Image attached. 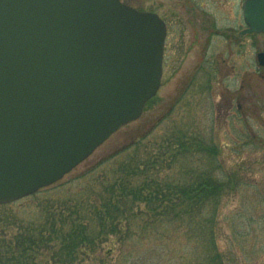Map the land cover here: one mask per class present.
<instances>
[{"label":"water","instance_id":"obj_1","mask_svg":"<svg viewBox=\"0 0 264 264\" xmlns=\"http://www.w3.org/2000/svg\"><path fill=\"white\" fill-rule=\"evenodd\" d=\"M244 18L264 33V0H246ZM166 34L121 0H0V204L60 181L141 117Z\"/></svg>","mask_w":264,"mask_h":264},{"label":"rangeland","instance_id":"obj_2","mask_svg":"<svg viewBox=\"0 0 264 264\" xmlns=\"http://www.w3.org/2000/svg\"><path fill=\"white\" fill-rule=\"evenodd\" d=\"M122 1L140 11L156 13L168 23L162 85L139 119L120 128L85 162L47 188L50 193L45 189L46 193L40 194L38 200L52 194L78 191L97 179L98 169L104 162L112 159L104 166H114L129 153H123V150L138 141L147 152L167 147V141L174 151L181 143L193 149V145L198 146L195 140L200 137L217 144L222 159L218 175L227 184L220 195L216 241L223 263L264 264V95L259 96L258 102L261 117L237 119L235 104L230 109L229 102L248 91L249 74L243 65L246 55L243 53L239 57L241 48L238 45L227 42L223 52L217 43V34H225L231 42L232 37L239 36L238 32L243 28L244 0H206L211 24L209 31L204 33L210 36L207 51L201 40L192 44V28L185 24L184 0ZM175 19H179L181 25L175 24ZM213 34L214 39L211 38ZM262 50L264 35H259L258 51ZM221 53H225L227 59L225 66L220 62ZM197 65L204 66L203 70L195 71ZM258 84L264 91V73L258 74ZM242 86L246 90L243 91ZM158 160L162 162L160 157ZM38 200L22 199L15 207L32 208ZM116 243L115 239H110L103 243L97 254L89 259L82 256L79 261L81 264H99L100 259L112 258L115 264L118 253L111 255L110 249ZM191 247L182 231L174 233L169 250L172 260L166 259L160 264H192L195 250ZM136 248L140 251L139 256L160 261L154 251L162 250L159 244L142 243ZM48 259L45 253L39 260L45 264Z\"/></svg>","mask_w":264,"mask_h":264},{"label":"trees","instance_id":"obj_3","mask_svg":"<svg viewBox=\"0 0 264 264\" xmlns=\"http://www.w3.org/2000/svg\"><path fill=\"white\" fill-rule=\"evenodd\" d=\"M195 144L171 151L167 141L147 152L138 141L114 166H104L112 159L104 162L97 179L76 192L38 200L49 189L43 190L28 198L38 200L32 208L0 205V264H43L45 253V264H81L82 256L91 258L110 239L117 241L110 249L118 253L115 264H160L172 260L170 243L181 231L195 250L192 264H224L216 242L227 186L218 175L222 159L215 142L198 137ZM142 243L162 247L154 249L158 263L138 255Z\"/></svg>","mask_w":264,"mask_h":264},{"label":"flooded vegetation","instance_id":"obj_4","mask_svg":"<svg viewBox=\"0 0 264 264\" xmlns=\"http://www.w3.org/2000/svg\"><path fill=\"white\" fill-rule=\"evenodd\" d=\"M245 1V0H244ZM187 2H190L187 4ZM191 4V5H190ZM185 5V11H187L186 16V22L188 26H190L192 29V44L195 45L199 40L203 41L205 46L203 47L205 51H207V48L209 50V35L208 33L204 35V33L208 30L209 23L208 20V10L206 8V0H184ZM243 7L242 6V25L243 28L238 32L239 36L232 37V42L227 41V37L225 34H217V37L219 38V47L222 49L221 51L225 52L226 50V43L230 42L231 45H238L239 48H241V52L239 54V57L244 53L246 56L243 60L244 68H247V73L249 74V87L248 91L245 94L238 95L237 98H233L229 103L230 109L234 107L237 110L236 116L239 121H242L243 119L249 120L256 119V117H261L263 114L261 110L259 111L258 108V102H259V96L264 95V91L260 90L259 84H258V74L264 73V65L260 64L259 61V54L264 53V50L258 51V36L264 35L263 33H257L249 31V26L246 24L244 15H243ZM201 9V11H200ZM168 27L167 21H165ZM181 22H179V19H175V24L178 26L181 25ZM219 32V31H218ZM211 38H216L215 35H211ZM204 53V52H203ZM220 62L225 66L227 65V59L225 57V53H221L220 56ZM229 65V64H228ZM204 66L197 65L194 67L195 71L203 70ZM230 68H234L233 66H230ZM220 70V69H219ZM193 81V79H192ZM242 90H246L245 86H242ZM247 96L249 98H247ZM229 113V112H227Z\"/></svg>","mask_w":264,"mask_h":264}]
</instances>
